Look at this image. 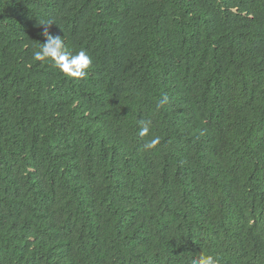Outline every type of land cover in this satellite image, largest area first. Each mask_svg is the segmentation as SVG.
<instances>
[{"label": "trees", "instance_id": "obj_1", "mask_svg": "<svg viewBox=\"0 0 264 264\" xmlns=\"http://www.w3.org/2000/svg\"><path fill=\"white\" fill-rule=\"evenodd\" d=\"M201 254L264 264V0H0V264Z\"/></svg>", "mask_w": 264, "mask_h": 264}, {"label": "clouds", "instance_id": "obj_2", "mask_svg": "<svg viewBox=\"0 0 264 264\" xmlns=\"http://www.w3.org/2000/svg\"><path fill=\"white\" fill-rule=\"evenodd\" d=\"M51 22H41V24H49ZM45 35L49 36L48 42L41 44L40 49L34 52V58L36 60L48 59L52 62L58 69L68 76L74 78L83 79L87 75V70L92 64L91 57L86 51L81 50L75 55H68V50L64 41L60 36L52 37L45 30ZM79 71H75V70ZM150 123V122H149ZM143 125L140 130V135H147L149 128L148 123ZM159 142V138L152 139L150 142L145 144L146 148H152ZM192 264H218L217 259L213 255L201 254L199 257L193 259Z\"/></svg>", "mask_w": 264, "mask_h": 264}, {"label": "bare ground", "instance_id": "obj_3", "mask_svg": "<svg viewBox=\"0 0 264 264\" xmlns=\"http://www.w3.org/2000/svg\"><path fill=\"white\" fill-rule=\"evenodd\" d=\"M183 159V158H182ZM187 162V161H186ZM82 198V197H81ZM172 213V212H171ZM195 253V252H194Z\"/></svg>", "mask_w": 264, "mask_h": 264}]
</instances>
